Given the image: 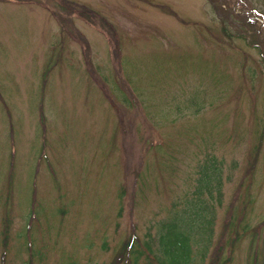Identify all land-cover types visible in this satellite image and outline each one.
<instances>
[{"label": "rangeland", "instance_id": "obj_1", "mask_svg": "<svg viewBox=\"0 0 264 264\" xmlns=\"http://www.w3.org/2000/svg\"><path fill=\"white\" fill-rule=\"evenodd\" d=\"M232 1L0 0V264L146 255L188 212L201 264H264V18Z\"/></svg>", "mask_w": 264, "mask_h": 264}, {"label": "trees", "instance_id": "obj_2", "mask_svg": "<svg viewBox=\"0 0 264 264\" xmlns=\"http://www.w3.org/2000/svg\"><path fill=\"white\" fill-rule=\"evenodd\" d=\"M234 2L235 1L233 0L231 3L232 7ZM244 8L246 9L249 7L241 5V9ZM207 187L209 191L210 186L208 185ZM194 204L197 205L196 203ZM209 208H211V206H209ZM187 215L179 214L178 217L171 218L167 220V222H159L156 224L155 227H157V230L160 228L161 230L157 232L156 240L149 235L150 239L146 240L143 244V247H145L146 250L147 248L151 250L148 251L146 255L145 250L141 248L140 250L138 247L141 246V242L136 234L126 238L121 244L120 249L118 250V257L113 264H121V262L126 260L132 261L130 262L131 264H201V262L207 258L206 256L210 249L209 245L213 228L211 229V233L207 239L206 250L199 255L197 246L203 240L199 241L191 236V231L189 229L191 228L189 224L191 217H187ZM193 215H195V218L198 219V212H193ZM212 216H214V214ZM212 216L210 219L207 217L206 221H213ZM184 226H187L188 228ZM227 227L228 222H226L225 228ZM142 256H144V259L140 261V257Z\"/></svg>", "mask_w": 264, "mask_h": 264}]
</instances>
